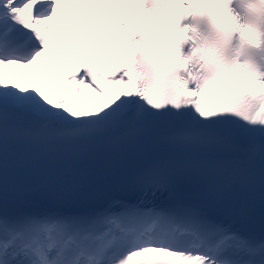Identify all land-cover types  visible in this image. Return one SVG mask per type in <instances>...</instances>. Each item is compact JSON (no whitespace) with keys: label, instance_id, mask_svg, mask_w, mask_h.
<instances>
[{"label":"snow or ice","instance_id":"snow-or-ice-1","mask_svg":"<svg viewBox=\"0 0 264 264\" xmlns=\"http://www.w3.org/2000/svg\"><path fill=\"white\" fill-rule=\"evenodd\" d=\"M0 264H264V0H0Z\"/></svg>","mask_w":264,"mask_h":264},{"label":"bare ground","instance_id":"bare-ground-1","mask_svg":"<svg viewBox=\"0 0 264 264\" xmlns=\"http://www.w3.org/2000/svg\"><path fill=\"white\" fill-rule=\"evenodd\" d=\"M26 73L25 77L19 81L22 87L27 88V89H32L33 87V77H34V68L32 65H29L25 69H21ZM5 75L7 76H12L14 74L10 73L8 69H5ZM9 84H11V80L8 81ZM77 103L81 104L80 109H75L73 103H67V107L74 110V111H88V112H93L95 109H97L102 103L103 99L101 96L96 95L95 93L91 94H82L80 97H77L76 99Z\"/></svg>","mask_w":264,"mask_h":264}]
</instances>
